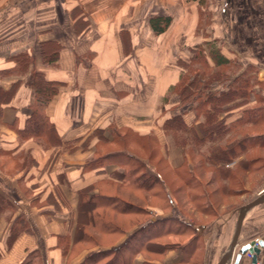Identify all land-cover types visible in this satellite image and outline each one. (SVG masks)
<instances>
[{"label":"crops","instance_id":"crops-1","mask_svg":"<svg viewBox=\"0 0 264 264\" xmlns=\"http://www.w3.org/2000/svg\"><path fill=\"white\" fill-rule=\"evenodd\" d=\"M202 1L0 0V157L10 162V169L17 170L13 174L0 171V195L12 208L0 213V247L16 218H23L26 227L0 257V264H19L32 251L38 254V264H80L87 254L126 240L136 228L112 245L99 244L102 236L112 237L103 233L104 222L123 216L106 210L100 222L98 209L90 200L94 196L128 200L126 194L137 198L141 191L133 194L116 187L126 183L120 163L84 169L95 160L87 161L97 152V143L123 144L125 136H131L139 148L144 139L149 140L152 153L166 164L169 179L180 180L176 171L182 167L187 177L181 179L189 178L190 184L205 190L195 194L203 204L197 212L209 220L194 227L190 219L185 221L200 235L202 264H214L226 251L235 228L236 208L219 206L217 199L224 197L227 202L233 198L230 171L262 146L254 134L240 138L239 132L256 125L252 113L243 110L254 103L255 94L264 101V0ZM155 17L170 18L167 29L159 35L150 25ZM197 47L204 49L210 71L221 67L215 65L210 51L227 59L231 54L255 67L249 95L252 102L234 93L240 76L226 84L189 75L179 97L174 88L188 71ZM21 54L31 58L24 72L16 70L13 61ZM32 72L56 85L44 110L53 126L47 148L30 136L20 138L17 134L34 101L29 86ZM193 95L190 103L172 109ZM212 100H220L221 107L208 116L195 115L199 103L212 104ZM178 116L181 125L172 123ZM207 119L213 120V125L206 123ZM229 132L236 141L221 146L222 137ZM258 138L264 139V135ZM72 141H76L71 144L75 150L59 152L64 142ZM120 148L113 151L129 153ZM131 154L146 164L151 175L158 176L155 170L159 169L152 161L147 164V158ZM252 162L254 159L244 161L240 171L249 172ZM209 185L218 187L208 192ZM167 191L172 209L147 208L152 220L173 217L176 198ZM261 215L264 204L246 214L241 233L246 223H252L253 231L247 235L253 234V238L243 242L240 233L237 241L239 247L263 241L256 264H264ZM84 234L91 239H85ZM161 245H150L155 247L151 251L161 253ZM80 248L82 252L77 253ZM235 255L236 250L232 257ZM179 260V252L169 249L160 261L147 260L139 252L131 264H176ZM238 264L251 262L244 255Z\"/></svg>","mask_w":264,"mask_h":264},{"label":"trees","instance_id":"trees-1","mask_svg":"<svg viewBox=\"0 0 264 264\" xmlns=\"http://www.w3.org/2000/svg\"><path fill=\"white\" fill-rule=\"evenodd\" d=\"M169 22V17H155L150 20V25L154 33L159 35L167 29ZM210 56L216 66H229L230 64L227 58L219 55V53L217 52L215 53L213 51H210ZM13 61L15 62L16 70L24 72L25 69L30 65L31 58L27 54H21L15 56L13 58ZM204 67L208 68L204 49L201 47H197L192 52L189 68L187 69L188 71L186 72V75L189 76L193 74V76L195 77H200L201 70L199 69H202L203 73L204 71H206V68ZM193 71H196L197 73L194 74ZM214 75L217 76L219 75V73L214 72L213 74H211V76ZM186 80L187 78H185V76L182 77V79H180V84H178L174 88L177 91L179 97L182 96ZM240 80V83L235 87L234 93H238L242 98L248 99L247 90L249 89V80L245 78H240ZM29 86L34 91V101L30 106V114L27 116L23 127L17 130V134L20 138L30 136L33 139L37 140L41 146L47 148L50 143L48 134L53 129V126L44 115V110L46 105L56 92V85L46 81L41 73L32 72L30 75ZM212 101V104H210L208 101L206 102V104L199 103L195 107V115L198 116V114L202 113L203 115L208 116L215 107H221L222 103L218 102L220 100ZM206 108H209V110H207ZM262 109V113L259 111L251 112L249 110V112L252 113V115L256 118L254 120V123L256 124L264 120V108ZM180 122L182 123L181 116H178L177 119L172 120V123H176V125H181ZM206 123L213 125V120L207 119ZM75 142L76 141L64 142L63 147L59 152L75 150L76 147L74 148L72 146L73 144H75ZM84 144H87V141ZM147 161V164H149V161L151 162V159L147 158ZM109 163H120V165L122 166L124 181L126 183L122 185H116V187H119L121 190L124 189L128 192H132L133 194L134 191H141V196L139 195V197L137 198L144 201H146V197L150 198V202L148 201L150 205L145 202H143L141 205H133L131 204L132 202L130 200L119 199L118 197L113 196L92 197L90 203H92L96 209L99 210L103 208L104 211L107 210V212L116 214L118 216H130L132 217L131 221L134 223L133 228L136 229L131 234H129L126 240L120 245L112 247L108 250H98L95 252H91L85 256L84 260L80 264H131L133 258L137 253H144V251L149 250L148 248H150V245H157V242L159 244H162L160 246L162 247L161 253L157 254L156 252L153 253L152 251H150V253L152 252V254L162 257L169 249L177 250L180 254V260L176 264H192L198 257V250L200 247V243H198V240L200 238V235H198L195 230L191 228V226L189 227L188 223L184 222L186 220H182V218H186L187 215L181 210L179 205L176 203L175 209L172 210L174 211V214L171 218L152 220L151 214L147 211V207L151 205H153L152 207L154 208L158 207L160 209H172L170 208L172 202L170 196L167 193V189L171 191L173 197L175 196V193L171 190L170 186L166 184L160 172L156 169L155 172L158 174V176L151 175L146 170V164H142L141 161L138 160L135 156H132L131 153H124L119 151H111L108 154H104L103 156H98L94 161L86 164L84 166V169H94ZM154 168L158 167L154 164ZM181 168L180 170L176 171V173L178 174L177 176H179L181 181V187L178 189V191L183 193L184 196H188L187 198L189 199L190 203H193L192 205L196 210H201L203 204L200 202L199 196L195 194L191 195L190 193L189 195H187V191H193L194 188H198L199 185L195 186V184H190L189 178L183 180L187 176L183 175V169ZM144 194L147 196H144ZM10 209H12L10 204H8V202L3 199V196L0 195V213H6L7 210L10 211ZM97 218L100 222H102L104 219L103 212H99ZM110 220V222H104L106 229L102 231L103 233H108V235L115 237L114 240H116L117 237L119 239L127 231L125 230V227H123L122 223H119V225H117L115 219ZM188 227L189 230H191L190 237L184 244L179 245L178 247H173L167 242L162 243L159 241L160 239H163L169 235L175 237L184 235V232L187 231ZM25 232L26 227L24 219L21 217L16 218L8 232L5 245L3 247H0V257L7 253L17 237ZM83 237L88 240L91 239V237H89V235L87 234H84ZM93 238L94 240L96 239V237ZM133 241H135L136 244H133ZM139 242H141V245H139ZM113 243L109 242L108 245H112ZM38 262V254L32 251L29 252L24 260L19 264H38Z\"/></svg>","mask_w":264,"mask_h":264},{"label":"rangeland","instance_id":"rangeland-1","mask_svg":"<svg viewBox=\"0 0 264 264\" xmlns=\"http://www.w3.org/2000/svg\"><path fill=\"white\" fill-rule=\"evenodd\" d=\"M202 3H204V0L202 1ZM228 59H229V66H221L219 67V69H217V72L219 73V75L217 76H211V74H213L216 71H210L211 69H208L206 67L203 73H202V69L201 70V76L200 77H204L207 78L208 81L212 80V79H216V81H222L225 82L226 84H228V82H233L235 77L240 76L239 80H237L236 82H240V78H245L247 80H249V85H248V90H247V97L248 100L250 99V93H251V88H252V83L256 78V73L257 70L255 67H251V66H247L245 63L239 62L237 60L236 57L232 56L231 54H228ZM191 76H193V74H191ZM185 78H188V76L185 74ZM225 84V86H227ZM233 86H236V84H234ZM198 94V93H196ZM195 94V95H196ZM191 96L189 99L184 100V101H180L178 103V105L174 106L172 109L177 110L178 108H181L182 106H185L187 103H190L193 98H195L194 96ZM251 101V99H250ZM252 102V101H251ZM254 103L248 104V106H246L243 110L249 112V110L251 112H256L259 111L262 113L264 108V101L262 99H260V97L258 95L255 94V98H254ZM200 112V111H199ZM243 129V128H242ZM254 134L255 135V139L257 140L258 143H260L262 146L261 148H256L254 150V153L249 154L245 157H243V159L241 161H238L236 163V165L233 167V170L230 171V175L233 179V182L231 183V185H229V188L231 190V194L234 195L232 196L233 198H231L230 201L226 202L227 198H219L217 199V205H224L226 208H236V211L234 212V216H237L238 213V209L243 206L244 204H246L247 202H249L251 199H253L254 197H256V195L264 188V139H259L258 136L264 135V120L259 122L258 124L254 125V127L250 128V129H245L242 130L241 132H239V137L244 135V134ZM179 136L178 138H180V134H176V137ZM239 137H237L238 139H240ZM237 139V140H238ZM182 140V139H181ZM236 141V137L234 135H232V133H228L226 135H224L222 137V142L220 143L221 146H230V144H234L232 142ZM98 145H96V150L97 152L95 154H92V156L87 159V161H91L95 158H97L98 156H103L104 154H108V152H111V150H119V148H124L125 150H127L129 153H136L144 158H150L152 163L155 164L158 169L160 174L162 175L163 179L165 180V182L170 186L171 190L175 193V198H176V203L179 205V207L181 208V210L187 215L186 218H182V220H188L190 219L193 224L192 226H196L199 223H204L206 221L209 220V217H205L203 215H199V213L197 212V210L194 208V206L192 205L193 203H190L189 199L187 198L188 196H184L183 193L179 192L178 189L181 187V181L178 180L176 178V181H172L171 179L168 178V175L166 172H168L167 170V166L166 164L160 160V157L158 156L157 153H152L151 151V144L149 140L144 139L142 141L141 147L139 148L138 146H134V142L132 141V137L131 136H125L124 137V142L122 143H116L115 145H111V146H107V145H103L102 142L97 143ZM84 144V148H85ZM49 147V146H48ZM120 148V149H121ZM110 150V151H109ZM66 152V151H65ZM63 152V153H65ZM251 159H254V162H252L250 164V168H249V172L246 171H240L239 167L240 165L244 162V161H251ZM9 161H7V159L5 157H0V171L3 173H15L17 170L14 169H10V165H9ZM128 168V167H127ZM218 169L216 171V173H218ZM222 172V171H221ZM224 173V172H222ZM212 176L213 173L211 172ZM210 176L207 177V179H204V181L206 182L207 180L210 179ZM218 175V174H216ZM229 175V176H230ZM217 185H209L208 187V192L214 190L215 188H217ZM219 189V188H218ZM217 189V190H218ZM205 190L203 188H195V191H187V195H189V193L191 195H194L196 193H203ZM128 200H130L133 204H137V205H141L143 202L148 203L150 202V198L146 197V201L136 198L130 194H126ZM144 196H147L144 194ZM144 198V197H143ZM149 201V202H148ZM216 204V201L214 202ZM263 205V204H262ZM260 205V206H262ZM148 206L149 207H152ZM98 212H104V210L102 211V209H99ZM108 214V213H107ZM264 215H261V219H263ZM112 219L115 220H119L123 227H125V230L127 232L131 231L133 229V225L134 223L131 221L132 217H120V219H117V217L112 216ZM144 220V219H143ZM146 220V219H145ZM185 222V221H184ZM191 225H189L190 227ZM189 227L187 228V231L184 232V235H181L179 237H175L172 235L166 236L163 239H160L159 241L164 243L167 242L168 244H170L173 247H178L179 245L184 244L190 237L191 234V230H189ZM244 230L241 233L240 236V240L243 239L244 241H249L250 239L253 238V234L250 235L247 233L250 231H253V224L251 223H246L244 225ZM261 230V229H260ZM255 231V230H254ZM259 231V229H256V232ZM173 233V232H172ZM254 233V232H253ZM105 235V234H104ZM255 235V233H254ZM95 236H99V235H95ZM115 237H112L111 239H107L106 237L104 238V236L101 237L99 244L103 243L105 245H108V243H113V242H117L118 241V237L116 238V240H114ZM110 240V241H106ZM99 240V239H98ZM105 240V241H104ZM133 244H135V241L132 242ZM241 243V242H240ZM101 244V245H103ZM199 255L197 257V259H195V261L192 264H202V256H203V246L200 243L199 245ZM239 247V242L237 244L236 249ZM155 248V247H154ZM154 248H148L149 250L144 251L143 256L145 259L147 260H161V256L155 255L150 253L151 250H154ZM83 248H80V250L77 253H81ZM149 251V252H147ZM248 258V257H247ZM232 263V260L229 261V263ZM228 264V263H227Z\"/></svg>","mask_w":264,"mask_h":264},{"label":"water","instance_id":"water-1","mask_svg":"<svg viewBox=\"0 0 264 264\" xmlns=\"http://www.w3.org/2000/svg\"><path fill=\"white\" fill-rule=\"evenodd\" d=\"M262 204H264V190L260 192L257 197H255L254 199H252L251 201H249L248 203L244 204L239 208L231 241L226 251L217 259V261L214 264H226L228 261L232 259L235 250H236V255L233 260V264H238L241 257L244 256L245 254L250 255L251 264L257 263V257L260 253L261 247L263 246L262 240L248 242L240 246L238 249H236V247L246 214L251 209Z\"/></svg>","mask_w":264,"mask_h":264},{"label":"flooded vegetation","instance_id":"flooded-vegetation-1","mask_svg":"<svg viewBox=\"0 0 264 264\" xmlns=\"http://www.w3.org/2000/svg\"><path fill=\"white\" fill-rule=\"evenodd\" d=\"M245 244H246V243H245ZM245 256H246V254H245ZM249 256H250V255H249ZM248 259H250V257H249ZM231 260H232V263H231V262L229 263V261H228L227 263H228V264H233V260H234V258L232 257ZM231 260H230V261H231ZM227 263H226V264H227Z\"/></svg>","mask_w":264,"mask_h":264},{"label":"built area","instance_id":"built-area-1","mask_svg":"<svg viewBox=\"0 0 264 264\" xmlns=\"http://www.w3.org/2000/svg\"><path fill=\"white\" fill-rule=\"evenodd\" d=\"M246 257H248V258H249V257H250V256H249V254H246Z\"/></svg>","mask_w":264,"mask_h":264}]
</instances>
